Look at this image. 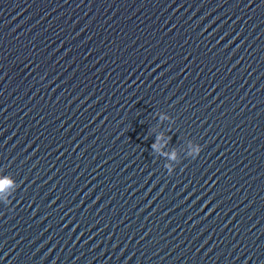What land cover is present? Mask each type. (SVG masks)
<instances>
[{"label": "clouds", "instance_id": "9594fccd", "mask_svg": "<svg viewBox=\"0 0 264 264\" xmlns=\"http://www.w3.org/2000/svg\"><path fill=\"white\" fill-rule=\"evenodd\" d=\"M165 118H166V117H164V116H161V117H160L161 120H163V119H165ZM168 118H170V117H168ZM159 139H161V137H160V136H157V137H156V140L158 141ZM170 139H171V137H169V141H168V142H170ZM151 148H152L153 151H155V150L157 149V143L154 142V143L151 145ZM201 151H202L201 146L198 145V146L196 147V149H195V155H193L192 157L195 158L196 156H198V155L200 154ZM172 158L175 159V152L172 153ZM172 172H173V171H172L171 169L168 170V173H169V174H171ZM9 182H10V181L7 180V179H5V180H3L2 182H0V190H2V189L5 187V185L8 184Z\"/></svg>", "mask_w": 264, "mask_h": 264}]
</instances>
